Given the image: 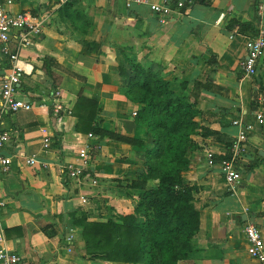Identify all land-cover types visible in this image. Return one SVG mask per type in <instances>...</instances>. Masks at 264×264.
Listing matches in <instances>:
<instances>
[{"label": "crops", "instance_id": "crops-1", "mask_svg": "<svg viewBox=\"0 0 264 264\" xmlns=\"http://www.w3.org/2000/svg\"><path fill=\"white\" fill-rule=\"evenodd\" d=\"M127 1L81 0L53 10V0H11L14 13L29 10L50 17L39 40L19 53L20 63H28L31 72L22 75L18 96L32 108L2 119L11 134L2 154L12 164L0 177L1 246L17 253L21 264H122L84 258L82 227L76 221L84 215L88 222H105L132 214L136 207L141 191L132 184L144 171V154L152 141L135 123L132 114L141 107L125 97L118 72L120 66L127 68L124 59H136L156 67L176 86L175 95L196 122L224 137L194 138L198 149L190 153L182 173L186 184L198 187L194 204L200 229L181 264H257L247 253L243 228L247 221L254 223L264 239V54L252 77L243 74L241 63L247 39L264 32V0L195 1L165 24L147 5L127 9ZM148 1L175 5L186 0ZM220 14L225 15L221 20ZM44 58L54 62L59 101L66 111L83 90L97 100L96 125L141 139L145 149L77 133L72 115L51 117L49 105L55 101L42 69ZM8 68L0 54V83ZM238 120L249 127L247 153L239 164L242 178L229 191L217 159L237 136L232 122ZM86 147L93 148L87 176L68 180L64 168L79 167L78 154ZM20 154L33 156L35 164L26 165ZM153 186L151 181L143 185L146 190ZM47 225L57 232L51 239L41 232ZM68 234L73 235L71 252L64 242Z\"/></svg>", "mask_w": 264, "mask_h": 264}, {"label": "trees", "instance_id": "trees-1", "mask_svg": "<svg viewBox=\"0 0 264 264\" xmlns=\"http://www.w3.org/2000/svg\"><path fill=\"white\" fill-rule=\"evenodd\" d=\"M53 66L51 59L44 58L42 69L52 83V100L60 81L52 71ZM118 72L125 97L141 107L135 123L146 129L152 147L144 154V171L132 184L141 191L132 214L117 215L105 222H88L82 215L76 221L82 227L83 257L106 263L181 264L192 251L191 241L200 229V213L194 204L198 187L186 184L182 173L189 167L190 153L198 149L194 138L213 137L223 141L224 137L196 122L194 113L152 66L129 63L128 69L120 66ZM97 110V100L80 90L69 112L77 119V133L145 149L141 139L96 125ZM49 114L61 116L54 115L53 103L49 105ZM225 146L228 152L232 143ZM226 155L218 158V162ZM149 181L154 186L146 190L143 185ZM41 232L49 239L57 234L51 225L43 226Z\"/></svg>", "mask_w": 264, "mask_h": 264}, {"label": "built area", "instance_id": "built-area-1", "mask_svg": "<svg viewBox=\"0 0 264 264\" xmlns=\"http://www.w3.org/2000/svg\"><path fill=\"white\" fill-rule=\"evenodd\" d=\"M53 10L74 1L81 0H53ZM195 0L178 1L175 5L171 4H152L148 0H128L125 7L128 9L133 4L147 5L149 10L157 17L160 24H165L172 15H178L189 6L193 5ZM12 5L11 0L0 1V54L8 65V72L3 76L0 83V177L10 172L12 159L2 154L3 148L10 142L11 134L3 126L2 119L7 115H14L19 111H29L32 105L19 98V84L22 75L31 72V66L28 63H20L19 53L22 48L31 46L36 43L42 36L46 22L50 17V13L42 15H34L31 11L12 12L9 6ZM224 14H220L219 20L224 18ZM246 58L241 63V69L245 76L252 77L256 74V66L264 54V32L260 31L255 36L248 38L245 43ZM60 92L57 89L54 94L55 104L53 105L54 115L68 114L60 103ZM264 104V98L261 99ZM134 117L136 113L132 114ZM261 119V116H257ZM233 126L238 128L237 136L232 142V147L227 152L225 159L218 162L224 182L229 191H233L241 180L240 161L247 153L246 145L248 140L249 127L241 121H233ZM89 138L93 136L88 134ZM45 147L49 145L48 137L43 139ZM93 148L86 147L78 154L80 160L79 167H66L63 175L68 180H79L87 176V171L92 161L91 152ZM28 166L35 164L33 156L27 157L20 154ZM209 166H213V160L208 161ZM82 204H86L85 197L81 199ZM4 205L2 194L0 191V207ZM243 233L248 244L247 253L251 259L257 264H264V239L259 228L252 222L247 221L244 225ZM4 242L3 236L0 234V264H21L20 256L2 247ZM68 252L74 247L73 235L68 234L64 240Z\"/></svg>", "mask_w": 264, "mask_h": 264}, {"label": "rangeland", "instance_id": "rangeland-1", "mask_svg": "<svg viewBox=\"0 0 264 264\" xmlns=\"http://www.w3.org/2000/svg\"><path fill=\"white\" fill-rule=\"evenodd\" d=\"M129 63H136V64H140V65H142V66H144V67H147V64H142L141 62H139L138 60H136V59H133V60H129V59H124V64H122V65H127V68H129ZM155 70H157L158 72H159V70L156 68V67H154V66H152ZM169 88H170V90H172L174 93L177 91V88H176V86H175V89L173 88V86L170 84V82H169ZM153 181H151V183H152ZM154 183V182H153Z\"/></svg>", "mask_w": 264, "mask_h": 264}]
</instances>
